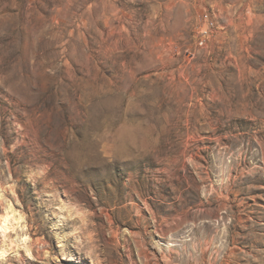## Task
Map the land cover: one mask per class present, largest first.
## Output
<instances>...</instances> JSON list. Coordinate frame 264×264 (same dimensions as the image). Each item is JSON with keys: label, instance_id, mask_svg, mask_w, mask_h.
I'll return each instance as SVG.
<instances>
[{"label": "rangeland", "instance_id": "374dc122", "mask_svg": "<svg viewBox=\"0 0 264 264\" xmlns=\"http://www.w3.org/2000/svg\"><path fill=\"white\" fill-rule=\"evenodd\" d=\"M0 264H264V0H0Z\"/></svg>", "mask_w": 264, "mask_h": 264}, {"label": "built area", "instance_id": "2783aa9c", "mask_svg": "<svg viewBox=\"0 0 264 264\" xmlns=\"http://www.w3.org/2000/svg\"><path fill=\"white\" fill-rule=\"evenodd\" d=\"M204 18L209 22L210 26L213 25V22L209 19L207 14L204 15ZM209 34H210V32H209L208 28H202L200 30V37L198 39V44L200 46L204 45V43L206 42V39L209 37Z\"/></svg>", "mask_w": 264, "mask_h": 264}, {"label": "bare ground", "instance_id": "6f19581e", "mask_svg": "<svg viewBox=\"0 0 264 264\" xmlns=\"http://www.w3.org/2000/svg\"><path fill=\"white\" fill-rule=\"evenodd\" d=\"M7 220H5V222H6ZM5 224H7V223H5Z\"/></svg>", "mask_w": 264, "mask_h": 264}]
</instances>
